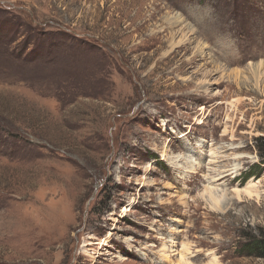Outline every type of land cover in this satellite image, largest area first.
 I'll list each match as a JSON object with an SVG mask.
<instances>
[{"label":"rangeland","instance_id":"rangeland-1","mask_svg":"<svg viewBox=\"0 0 264 264\" xmlns=\"http://www.w3.org/2000/svg\"><path fill=\"white\" fill-rule=\"evenodd\" d=\"M258 137L264 0H0V264H264Z\"/></svg>","mask_w":264,"mask_h":264},{"label":"bare ground","instance_id":"bare-ground-1","mask_svg":"<svg viewBox=\"0 0 264 264\" xmlns=\"http://www.w3.org/2000/svg\"><path fill=\"white\" fill-rule=\"evenodd\" d=\"M164 21L166 23V26L168 29L171 31V40H170V49H173L177 47L180 44L186 43L188 41L187 36H189L190 33H192L191 28H187L185 32V26L183 27L181 18L177 15L174 16H166L164 18ZM176 36H180V39L176 41ZM189 38V37H188ZM204 46L202 44H198L196 49V54L199 57L204 58L208 54H205L203 50ZM208 57V56H207ZM250 68L253 69V66ZM259 73V72H258ZM183 136V135H182ZM181 134L177 136L176 139H180ZM217 156V155H216ZM179 156H170L168 157L166 152H164L161 155L162 160H168V163L170 167L176 169L180 174H185L187 173L191 167L192 163L194 162L190 156H186L184 159V162L179 164ZM217 157H215L214 154L210 155V160L208 161V164H214L216 163ZM239 165H233V168L231 169L232 173L235 174L239 170ZM219 176L221 173H218ZM217 176V178L213 177ZM213 176H210L209 180V185L206 187L204 193H203V199L207 202V204L210 206V209L213 211H219V212H224L226 211L232 203L231 200L233 199L228 198V190L224 187L225 185L223 183L220 184H215V182L219 181L221 178L217 174H214ZM247 190V189H245ZM250 191L247 190L245 191V194L249 195ZM239 194V193H236Z\"/></svg>","mask_w":264,"mask_h":264},{"label":"trees","instance_id":"trees-1","mask_svg":"<svg viewBox=\"0 0 264 264\" xmlns=\"http://www.w3.org/2000/svg\"><path fill=\"white\" fill-rule=\"evenodd\" d=\"M255 149L258 153L260 161L255 168H249L246 172H244V177L242 179L243 182H247L251 178L257 177L259 172L264 169V137H258L255 140ZM241 249L247 253V255L264 259V235L248 239L242 244Z\"/></svg>","mask_w":264,"mask_h":264}]
</instances>
